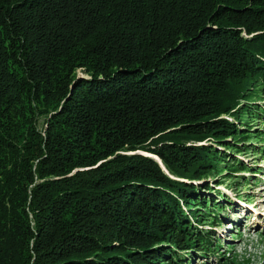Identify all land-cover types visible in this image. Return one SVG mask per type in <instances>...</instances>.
Returning <instances> with one entry per match:
<instances>
[{"label":"trees","instance_id":"1","mask_svg":"<svg viewBox=\"0 0 264 264\" xmlns=\"http://www.w3.org/2000/svg\"><path fill=\"white\" fill-rule=\"evenodd\" d=\"M259 92L264 0H0V264L215 253Z\"/></svg>","mask_w":264,"mask_h":264},{"label":"rangeland","instance_id":"2","mask_svg":"<svg viewBox=\"0 0 264 264\" xmlns=\"http://www.w3.org/2000/svg\"><path fill=\"white\" fill-rule=\"evenodd\" d=\"M79 75H83L82 72L79 71ZM259 95L256 102L264 106V93L259 92ZM262 110L263 113H257L252 117L253 121L249 119L250 124L260 128V131L264 130V109ZM254 130L252 128V134L257 133ZM253 141H256L254 143L256 146L250 145L251 148L239 153L238 158L249 167L260 168L259 173L253 176L248 171L249 168L241 170V173L235 171L233 177L237 179L234 182L225 181L223 180L225 177L222 176L215 179L210 176L207 180L208 184L213 186V190L207 192L203 191L202 187H197L199 197H216L217 189L220 190L222 210L218 224L215 226V221L212 220L213 223L200 226L209 228L210 225H214L211 228V235L215 237L218 243L217 251H221V254L217 251L206 255L194 254L190 259L191 264H210L211 261L216 264L218 258H223L222 255H236L238 264H264V139L254 138ZM220 180L223 183L217 184ZM256 212L259 213L257 215L259 217H256Z\"/></svg>","mask_w":264,"mask_h":264},{"label":"water","instance_id":"3","mask_svg":"<svg viewBox=\"0 0 264 264\" xmlns=\"http://www.w3.org/2000/svg\"><path fill=\"white\" fill-rule=\"evenodd\" d=\"M152 157H154L155 158V156H153V155H151ZM158 162H159V164L162 166V168L165 170V168L163 167V165L161 164V162H160V160L158 159V158H155ZM166 171V170H165Z\"/></svg>","mask_w":264,"mask_h":264},{"label":"bare ground","instance_id":"4","mask_svg":"<svg viewBox=\"0 0 264 264\" xmlns=\"http://www.w3.org/2000/svg\"><path fill=\"white\" fill-rule=\"evenodd\" d=\"M258 214H259V213H258V212H256V214H255V215H256V217H259V216H257ZM247 219H248V217H247ZM252 219H253V218H252Z\"/></svg>","mask_w":264,"mask_h":264}]
</instances>
